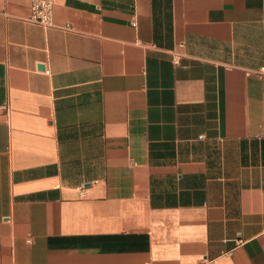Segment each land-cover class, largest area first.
<instances>
[{"label": "crops", "instance_id": "0c3cea01", "mask_svg": "<svg viewBox=\"0 0 264 264\" xmlns=\"http://www.w3.org/2000/svg\"><path fill=\"white\" fill-rule=\"evenodd\" d=\"M52 1L0 0V264H264V0Z\"/></svg>", "mask_w": 264, "mask_h": 264}, {"label": "built area", "instance_id": "2783aa9c", "mask_svg": "<svg viewBox=\"0 0 264 264\" xmlns=\"http://www.w3.org/2000/svg\"><path fill=\"white\" fill-rule=\"evenodd\" d=\"M30 6V13L26 20L44 27L53 25V1L52 0H28ZM174 62L178 60V54L173 56ZM262 70L264 68H261ZM48 73V71H45Z\"/></svg>", "mask_w": 264, "mask_h": 264}, {"label": "water", "instance_id": "95a60500", "mask_svg": "<svg viewBox=\"0 0 264 264\" xmlns=\"http://www.w3.org/2000/svg\"><path fill=\"white\" fill-rule=\"evenodd\" d=\"M41 68H43V66H40Z\"/></svg>", "mask_w": 264, "mask_h": 264}]
</instances>
